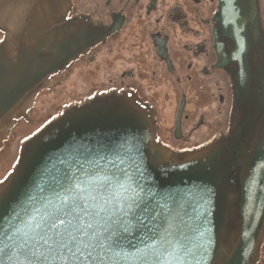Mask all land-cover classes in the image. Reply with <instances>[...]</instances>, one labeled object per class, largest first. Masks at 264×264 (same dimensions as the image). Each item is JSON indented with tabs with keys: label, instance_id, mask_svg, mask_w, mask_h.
<instances>
[{
	"label": "water",
	"instance_id": "water-1",
	"mask_svg": "<svg viewBox=\"0 0 264 264\" xmlns=\"http://www.w3.org/2000/svg\"><path fill=\"white\" fill-rule=\"evenodd\" d=\"M69 4L0 0V149L50 76L81 51ZM212 21L232 95L226 132L175 151L135 94L67 107L20 143L0 180V264H261L262 0H218ZM124 228V249L98 242ZM143 233L152 239L141 242ZM81 240L93 246L78 251Z\"/></svg>",
	"mask_w": 264,
	"mask_h": 264
},
{
	"label": "flooded vegetation",
	"instance_id": "flooded-vegetation-1",
	"mask_svg": "<svg viewBox=\"0 0 264 264\" xmlns=\"http://www.w3.org/2000/svg\"><path fill=\"white\" fill-rule=\"evenodd\" d=\"M69 1L65 19L75 21L81 51L50 76L29 118L10 131L13 162L20 143L42 125L99 95L135 94L155 112L157 139L175 151L226 132L232 95L216 66L212 18L218 0Z\"/></svg>",
	"mask_w": 264,
	"mask_h": 264
},
{
	"label": "snow or ice",
	"instance_id": "snow-or-ice-1",
	"mask_svg": "<svg viewBox=\"0 0 264 264\" xmlns=\"http://www.w3.org/2000/svg\"><path fill=\"white\" fill-rule=\"evenodd\" d=\"M65 199H68V197H65ZM63 223L64 222L61 221V224H63ZM52 227H56L55 222H53ZM88 228L91 229V225H88ZM73 230L74 231H78L80 233H84L83 228H80V229H75L74 228ZM127 233H128V229L124 228L121 233L114 234V236L111 239H109L108 237H105L103 240H99L98 242L101 245H103L105 248H107L108 250L124 249V247H125L124 241H128L129 243H131L129 238H128ZM91 236L93 238H98L99 234L95 233V232H92ZM145 238L152 239L150 236L147 235V233H143L141 235V237H140L141 242H144ZM72 240H73L74 243H76V237H72ZM81 245L85 249L88 248V247H92L93 246L91 240L88 243H85L83 240H81L79 242V244L77 245V250L78 251H79V248H80Z\"/></svg>",
	"mask_w": 264,
	"mask_h": 264
},
{
	"label": "rangeland",
	"instance_id": "rangeland-1",
	"mask_svg": "<svg viewBox=\"0 0 264 264\" xmlns=\"http://www.w3.org/2000/svg\"><path fill=\"white\" fill-rule=\"evenodd\" d=\"M262 5L264 8V0H262ZM12 146V142L10 139H8L4 141L3 147L0 149V180H2L7 175L14 163L11 158L13 154L11 149Z\"/></svg>",
	"mask_w": 264,
	"mask_h": 264
},
{
	"label": "built area",
	"instance_id": "built-area-1",
	"mask_svg": "<svg viewBox=\"0 0 264 264\" xmlns=\"http://www.w3.org/2000/svg\"><path fill=\"white\" fill-rule=\"evenodd\" d=\"M261 264H264V245H263V248H262V254H261Z\"/></svg>",
	"mask_w": 264,
	"mask_h": 264
}]
</instances>
